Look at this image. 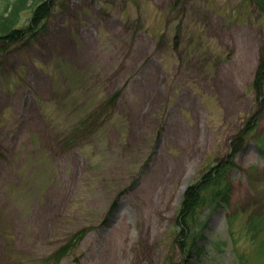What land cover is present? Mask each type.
<instances>
[{
    "label": "rangeland",
    "instance_id": "374dc122",
    "mask_svg": "<svg viewBox=\"0 0 264 264\" xmlns=\"http://www.w3.org/2000/svg\"><path fill=\"white\" fill-rule=\"evenodd\" d=\"M263 63L253 0H59L0 35V264H264ZM232 156L183 251V190Z\"/></svg>",
    "mask_w": 264,
    "mask_h": 264
},
{
    "label": "trees",
    "instance_id": "16d2710c",
    "mask_svg": "<svg viewBox=\"0 0 264 264\" xmlns=\"http://www.w3.org/2000/svg\"><path fill=\"white\" fill-rule=\"evenodd\" d=\"M33 0H16L13 4V10L5 17L0 16V35L1 39L10 43H17L23 40L32 41L43 32L46 20L52 15L59 0H46L33 7L28 26L23 29L16 28L19 20V14L27 9V5ZM258 10L264 14V0H253ZM253 87L258 93H263L264 87V63L259 67ZM256 118L250 119L247 128L242 130L241 136L251 134L256 125ZM233 156L228 161L210 168L203 173L198 181L191 184L183 194L181 204L176 213L175 226L179 231L180 248L188 251L190 243L195 239L198 233L200 222L198 215L206 208L220 207L226 203L230 195V184L227 181V173L232 165ZM80 234L77 238H80ZM191 240V241H190ZM73 248L72 243L57 253L58 257L66 256ZM191 257V256H190Z\"/></svg>",
    "mask_w": 264,
    "mask_h": 264
},
{
    "label": "water",
    "instance_id": "95a60500",
    "mask_svg": "<svg viewBox=\"0 0 264 264\" xmlns=\"http://www.w3.org/2000/svg\"><path fill=\"white\" fill-rule=\"evenodd\" d=\"M183 192H185V189L183 190Z\"/></svg>",
    "mask_w": 264,
    "mask_h": 264
}]
</instances>
